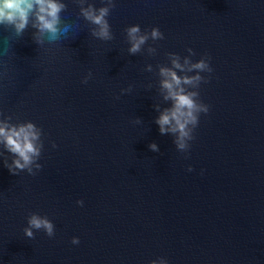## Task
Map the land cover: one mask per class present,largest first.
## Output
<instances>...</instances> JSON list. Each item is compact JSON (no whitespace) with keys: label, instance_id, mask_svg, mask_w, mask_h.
Wrapping results in <instances>:
<instances>
[{"label":"water","instance_id":"water-1","mask_svg":"<svg viewBox=\"0 0 264 264\" xmlns=\"http://www.w3.org/2000/svg\"><path fill=\"white\" fill-rule=\"evenodd\" d=\"M56 2L69 27L55 44L34 42L35 11L21 37L0 25V127L32 122L43 144L42 168L12 175L0 137V264H264V0ZM89 6L110 8L113 40L91 35ZM135 25L165 38L129 55ZM168 53L213 69L191 89L209 112L185 151L155 123ZM31 213L53 237L25 236Z\"/></svg>","mask_w":264,"mask_h":264},{"label":"clouds","instance_id":"clouds-1","mask_svg":"<svg viewBox=\"0 0 264 264\" xmlns=\"http://www.w3.org/2000/svg\"><path fill=\"white\" fill-rule=\"evenodd\" d=\"M109 6L114 8L115 5L108 0ZM65 9L64 4L57 3L56 0H0V25L10 26L14 29L17 37H21L28 27L29 18L35 11L36 23L32 25L36 28L39 36H34V42L37 45H42L46 37L48 43L55 44L60 41L62 35L68 31V25H63L60 20L59 13ZM109 7H101L97 11L89 6L87 9L81 8L83 18L95 25L97 30L91 32V35L101 41H111L114 39L109 22L105 17L109 16ZM126 32L127 41L131 45L128 48L129 55H135L141 51L143 45L149 40L156 42L163 40L164 34L159 28H152L151 31L141 33L139 25L128 27ZM157 51L155 47H149L148 52L154 54ZM189 56L196 55L192 49H187ZM167 57L171 60V67H161L160 75L163 77L161 87L166 91L165 100H170L171 107L164 109L159 117L155 120L159 127L161 135L171 133L175 136L174 144L180 151L189 150L190 144L195 137L193 132L199 123L201 113L207 114L209 106L204 104L199 99V92L193 91V88H199V85L208 83V79L201 73H211L213 69L210 67V57L207 55L201 57L197 62H193L189 58H185L183 65L179 62L180 56L175 53H168ZM149 70H151L149 68ZM196 73L195 75H177V71ZM92 73L82 80V83L87 84L91 79ZM183 85L190 86L185 88ZM131 86L128 89H123L124 92H130ZM134 123L140 124L142 120L137 118ZM6 127H0V137H4L6 150L15 157L11 164L7 159L3 160L10 174L18 175L20 172L27 170L29 175H35L32 166L39 171L42 165L36 161L40 158L43 144L37 146V141L40 140L41 131L37 126L29 122L21 125L19 129H10L6 131ZM53 148L56 145L53 143ZM149 148L156 152L157 145L152 143ZM192 171L191 168L188 169ZM77 204L83 206L81 201ZM28 227L23 229L24 234L29 239H34L33 229H43L46 235L51 238L54 236V225L47 216L41 217L36 213H31L27 220ZM73 245L80 243L79 238L74 237L71 240Z\"/></svg>","mask_w":264,"mask_h":264}]
</instances>
